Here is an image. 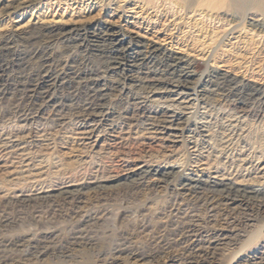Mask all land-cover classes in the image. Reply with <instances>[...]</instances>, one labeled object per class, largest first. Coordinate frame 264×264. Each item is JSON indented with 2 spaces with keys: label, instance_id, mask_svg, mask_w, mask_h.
Wrapping results in <instances>:
<instances>
[{
  "label": "rangeland",
  "instance_id": "374dc122",
  "mask_svg": "<svg viewBox=\"0 0 264 264\" xmlns=\"http://www.w3.org/2000/svg\"><path fill=\"white\" fill-rule=\"evenodd\" d=\"M198 1L181 7L169 0H37L12 12L7 7L15 0L0 1V64L6 65L0 86V264H249L261 250L264 206L182 188L179 179L219 178L264 191V109L256 101L243 111L218 97L185 99L170 88L144 91L106 73L78 40L68 39L75 34L71 30L113 23L160 51L187 58L193 85L211 90L209 73L229 71L264 90V30L249 19L264 16L261 2L250 10L246 1L211 10L200 9ZM51 29L59 36L48 33ZM30 33L52 55L66 46L75 51L50 67L56 94L65 96L64 110H37L39 101L25 85L33 59L26 68L14 65L15 51L31 48ZM88 68L102 73L112 93L100 120L77 109L82 100L77 75ZM166 108L182 112L177 122L155 118ZM229 127L234 130L227 135ZM145 164L174 175L167 181L130 177ZM63 189L71 192L61 194ZM23 193L34 197L21 201ZM256 230L260 235L249 241Z\"/></svg>",
  "mask_w": 264,
  "mask_h": 264
},
{
  "label": "bare ground",
  "instance_id": "6f19581e",
  "mask_svg": "<svg viewBox=\"0 0 264 264\" xmlns=\"http://www.w3.org/2000/svg\"><path fill=\"white\" fill-rule=\"evenodd\" d=\"M1 1V0H0ZM37 0H15L14 3H11L9 7H7V11H11L13 9H22L29 7L30 5L36 4ZM107 1V0H106ZM112 1V0H111ZM151 2L153 0H145V2ZM155 1V0H154ZM157 1V0H156ZM173 1L174 3L178 4L181 7H185L187 5H194L193 3L196 0H169ZM249 2V10L252 4L258 5L261 2L260 10H263L264 15V0H199L197 6L203 8L206 6L211 10H221L222 8L226 7L227 9H234L239 7L243 4V2ZM12 2V1H11ZM119 2V1H118ZM144 2V3H145ZM188 2V3H187ZM245 2V3H246ZM3 3V2H2ZM17 3V4H15ZM38 3V2H37ZM155 3V2H154ZM9 4V3H8ZM7 4V5H8ZM173 4V3H172ZM104 5V4H103ZM153 5V4H152ZM163 5V4H162ZM196 5V4H195ZM5 6V5H4ZM108 6V5H107ZM176 7V6H175ZM178 7V6H177ZM179 8V7H178ZM247 8V7H246ZM180 9V8H179ZM184 9V8H183ZM193 9V8H192ZM199 9V8H198ZM196 8V10H198ZM6 11V10H5ZM115 11V10H114ZM117 11V10H116ZM12 12V11H11ZM176 13V12H175ZM206 13V12H205ZM211 13V12H210ZM248 13V12H247ZM224 14V13H223ZM206 15V14H205ZM248 15V14H247ZM230 16V15H229ZM211 17V16H210ZM242 18V17H241ZM251 20V25L256 27L257 29L264 30V16L263 17H256V18H249ZM233 20V19H232ZM231 20V21H232ZM240 20V19H239ZM244 20V19H243ZM188 23V22H187ZM197 23V22H196ZM195 23V25H196ZM200 23V22H198ZM197 25H201L198 24ZM237 23V22H236ZM240 24V22H238ZM243 23V22H242ZM204 24V23H203ZM189 25H191L189 23ZM194 25V26H195ZM238 25V24H235ZM234 25V26H235ZM205 26V25H204ZM203 26V27H204ZM233 26V27H234ZM239 26V25H238ZM252 26V27H253ZM236 27V26H235ZM234 27V29H235ZM195 28V27H194ZM217 28V27H216ZM70 29V28H69ZM205 29V28H204ZM203 29V30H204ZM70 33H75L74 35H68V39H76L79 41V45L84 46L85 50L90 53V55L95 56L98 61L97 65L99 68L105 69L106 73H112V75H117L120 77V80L123 79V83L125 81H129L133 83L132 86L135 84L140 89L144 91L146 89H154L161 87L174 91L178 94L187 96L195 94L199 97V95H204L205 98L209 100L215 99L218 97L223 101H230L236 104V109L247 110L250 106L249 103L256 101L258 104L259 109H264V90L256 87L255 85L241 79H237L235 76L231 75L227 71L223 72H216L212 71L209 73V77L207 81L213 86V89L209 90L205 86H202L200 83L192 82V75L193 72L189 67V62L187 58L181 56V54H177L175 52H163L160 51L158 48L153 46V44H149L140 40L137 35L131 34L126 29L122 27L115 26L113 23H102L96 25H90L89 27H81L80 29L71 30ZM207 31V30H206ZM233 31V28H232ZM258 31V30H256ZM35 32V31H34ZM46 32V31H45ZM202 32V31H201ZM211 33L210 31H208ZM217 32V31H216ZM260 32V31H259ZM32 33V32H31ZM30 33V34H31ZM44 33V32H43ZM50 34H57L53 29L49 30ZM35 34V33H33ZM219 34V33H218ZM229 34V33H228ZM27 35V34H26ZM29 35V34H28ZM27 35V36H28ZM32 35V34H31ZM58 35V34H57ZM25 36V37H27ZM43 36V35H41ZM59 36V35H58ZM56 36V37H58ZM63 36V35H62ZM204 36V35H203ZM206 36V35H205ZM208 36V35H207ZM212 36V33H211ZM228 36V35H227ZM231 36V35H230ZM30 37V36H29ZM28 37V38H29ZM38 37L36 35H32L30 37L31 40V48L28 50L26 49H19L15 51V64L19 68H26L31 63L33 65V73L29 75L26 80L25 85H27L28 91H30L31 96L39 101L35 103L37 110H43L45 107H51L55 111L59 112L67 108V104L64 102V97H61L60 94L57 95L56 91L58 90V84H54V76L52 74V70L50 67L52 66L51 63L54 60H62L67 54L73 55L74 50L69 48L68 46L65 49H61V51L52 55V51L47 49L38 42ZM45 37V36H43ZM67 37V36H66ZM74 37V38H73ZM226 37V36H225ZM229 37V36H228ZM239 37V36H238ZM64 38V37H63ZM207 38V37H206ZM241 38V37H240ZM53 39V37H52ZM59 39V38H58ZM229 39V38H228ZM27 40V39H26ZM29 40V41H30ZM41 40V39H40ZM231 40V39H230ZM46 41V40H45ZM229 41V40H228ZM249 41V40H248ZM15 42V41H14ZM13 42V43H14ZM43 43V42H42ZM64 43V42H63ZM71 43V42H70ZM76 43V44H77ZM3 44V43H2ZM250 44V43H249ZM4 45V44H3ZM66 45V44H65ZM7 46V45H6ZM17 46V45H16ZM253 46V44H252ZM1 47V46H0ZM8 47V46H7ZM64 47V45H63ZM13 48V47H12ZM79 48V47H78ZM76 49V47H75ZM1 50V49H0ZM12 51V50H11ZM169 51V50H168ZM264 52V51H263ZM262 52V53H263ZM8 53V52H7ZM259 53V52H258ZM80 54V53H79ZM13 55V54H12ZM85 55V54H84ZM77 56V55H76ZM87 56V55H86ZM91 56V57H92ZM6 57V56H5ZM8 57V56H7ZM68 57V56H67ZM70 57V56H69ZM214 61V60H213ZM86 62V61H85ZM9 63V62H8ZM79 63V62H78ZM77 63V66H78ZM55 64V63H53ZM69 64V63H68ZM71 65V64H70ZM75 65V64H74ZM15 66V67H16ZM30 66V65H29ZM88 66V65H87ZM96 66V65H95ZM158 67L155 71L153 67ZM17 67V68H18ZM73 67V66H72ZM89 67V66H88ZM211 67V66H210ZM29 68V67H28ZM78 68V67H77ZM83 68V67H82ZM262 68V67H261ZM5 69L6 65L0 64V86L4 85L6 82L5 76ZM79 69V68H78ZM7 71V70H6ZM25 71V70H24ZM24 71H21L24 73ZM82 74L77 75V78L80 79V88H82V94L80 105L77 107L78 112L83 117L92 118H100V113L106 110V102L110 98L111 94L110 90L105 83V79L103 75H101L98 69H90L82 70ZM103 71V70H102ZM158 71V72H157ZM29 72V71H28ZM21 73V74H22ZM30 73V72H29ZM68 73V72H67ZM26 74V73H25ZM74 75V74H72ZM16 76V75H15ZM14 76V77H15ZM59 76V75H58ZM69 76V75H68ZM17 77V76H16ZM21 77V76H20ZM27 77V76H26ZM8 78V77H7ZM57 78V77H56ZM64 79V77H62ZM70 78V77H69ZM72 78V77H71ZM75 78V76H74ZM62 79V80H63ZM68 79V78H67ZM65 80V79H64ZM73 80V79H72ZM71 80V81H72ZM109 80V79H108ZM116 80V79H115ZM75 81V80H74ZM79 81V80H78ZM200 81V80H198ZM20 82V81H19ZM73 82V81H72ZM77 82V81H76ZM117 82V81H116ZM57 83V82H56ZM75 83V82H74ZM119 83V82H118ZM117 83V84H118ZM128 83V82H127ZM73 84V83H72ZM116 84V85H117ZM13 85V84H12ZM62 85V84H61ZM77 85V84H76ZM131 85V84H130ZM134 85V86H135ZM71 86V84H70ZM111 86V85H110ZM122 86V85H121ZM133 86V87H134ZM12 87V86H11ZM19 87V86H18ZM61 87V86H60ZM63 87V86H62ZM3 88V87H2ZM69 88V86L67 87ZM77 88V87H75ZM66 89V87H65ZM78 89V88H77ZM159 89V90H160ZM23 90V89H22ZM25 90V89H24ZM120 90V89H119ZM6 91V90H4ZM10 91V90H9ZM60 91V90H59ZM58 91V92H59ZM75 91V90H73ZM165 91V90H164ZM2 92V91H1ZM0 92V93H1ZM8 92V90H7ZM6 92V94H7ZM78 92V91H77ZM5 93V92H4ZM29 94V96H30ZM12 95V94H11ZM74 96V94H72ZM2 96V94H1ZM24 96V95H23ZM30 96V97H31ZM29 97V98H30ZM31 97V99H32ZM77 97V96H76ZM1 98V97H0ZM16 98V97H15ZM67 98V97H66ZM80 98V97H79ZM202 98V97H201ZM217 98V99H218ZM77 100V99H76ZM132 102H129L130 105L134 104L135 98L131 99ZM137 100V99H136ZM169 100V99H168ZM66 101V100H65ZM219 101V100H218ZM8 102V101H7ZM34 102V101H33ZM229 102V103H230ZM26 103V102H25ZM75 103V102H73ZM78 103V102H77ZM181 103V102H180ZM186 103V102H185ZM199 103V102H198ZM7 104V103H6ZM19 105V104H18ZM28 105V104H27ZM108 105V104H107ZM138 105V104H137ZM195 105V104H194ZM15 106V104H13ZM66 106V107H65ZM174 106V105H173ZM16 107V106H15ZM14 107V108H15ZM30 107V106H29ZM172 107V106H171ZM33 108V107H32ZM140 108V107H139ZM142 108V107H141ZM22 109V108H21ZM34 109V108H33ZM32 109V110H33ZM52 109V110H53ZM76 109V108H75ZM129 109V108H128ZM148 109V108H146ZM176 109V108H175ZM171 110L170 108H166L165 110H159L155 114V118H159V120L166 121V122H177L179 119V115L182 112H178L176 110ZM179 109V108H178ZM181 109V108H180ZM185 109V108H184ZM258 109V110H259ZM7 110V109H6ZM27 110V109H25ZM255 110V109H254ZM29 111V110H28ZM130 111V110H129ZM138 111V110H137ZM152 111V109H151ZM24 112V111H23ZM111 112V111H110ZM146 112V111H145ZM8 113V112H7ZM17 113V112H16ZM36 113V112H33ZM77 113V111H76ZM248 113V112H247ZM256 113V112H255ZM258 113V112H257ZM30 114V113H29ZM114 114V113H112ZM130 114V113H129ZM145 114V113H144ZM17 115V114H16ZM23 115V114H22ZM230 115V114H229ZM255 115V114H254ZM20 116V115H19ZM31 116V115H30ZM35 116V115H34ZM38 116V115H37ZM108 115L105 114L104 119H108L111 117H107ZM143 116V115H141ZM152 117V116H149ZM233 117V116H232ZM253 117V116H252ZM264 117V115H263ZM1 118V117H0ZM29 118V117H28ZM62 119V117H60ZM59 118V119H60ZM114 118V117H113ZM154 118V117H153ZM154 118V119H155ZM192 118V117H191ZM25 119V118H24ZM44 119V118H43ZM55 119V118H54ZM102 119V118H101ZM223 119V118H222ZM2 120V119H1ZM29 120V119H28ZM31 120V119H30ZM100 120V119H99ZM134 120V119H133ZM253 120V119H252ZM27 121V120H26ZM102 121V120H101ZM132 121V120H131ZM61 122V121H60ZM88 122V120H87ZM110 122V121H109ZM107 123V122H106ZM112 123V122H111ZM183 123V122H182ZM103 124V123H102ZM239 125V124H238ZM228 126V125H227ZM234 126V124H233ZM248 126V125H247ZM243 127V126H242ZM222 128V127H221ZM244 128V127H243ZM232 127L227 128L225 131L228 132L227 135L233 133ZM249 130V129H248ZM247 132V131H246ZM224 133V132H223ZM236 133V132H235ZM241 134V133H239ZM235 135V134H234ZM251 135V134H250ZM257 136V135H255ZM232 137V136H231ZM234 137V136H233ZM248 137V136H246ZM244 138V137H243ZM234 139V138H233ZM222 141V140H221ZM253 141V140H252ZM93 144V143H92ZM99 144V143H98ZM262 144V143H261ZM264 146V145H263ZM189 149V148H188ZM261 149V147H260ZM189 151V150H188ZM192 151V150H191ZM194 151V150H193ZM196 152V151H195ZM9 153V151H8ZM264 153V152H263ZM11 154V153H10ZM18 155V154H17ZM191 155V154H190ZM201 155V154H200ZM199 155V156H200ZM8 156V155H7ZM27 157V155H26ZM23 158V157H22ZM29 158V157H28ZM216 158V156H215ZM1 159V158H0ZM197 160V159H196ZM46 162V161H45ZM200 162V161H199ZM213 162V161H212ZM12 163V162H11ZM24 163V162H23ZM37 163V162H36ZM22 164V163H20ZM204 164V163H203ZM246 164V163H245ZM26 165V164H25ZM250 166V165H249ZM31 167V166H30ZM258 167V166H257ZM262 168L260 171H262ZM264 171H262L263 173ZM256 173V172H255ZM176 174V173H175ZM174 175V171L169 170L168 168H163L159 165L153 164H145L141 167L137 172H135L132 177L134 180H142L149 177H153L156 180L160 181H167ZM127 176V175H126ZM257 175L252 177L256 179ZM176 177V176H175ZM260 178L262 176H259ZM264 177V176H263ZM262 177V178H263ZM128 178V177H127ZM152 180V179H151ZM246 181V180H245ZM264 181V180H263ZM169 182V181H168ZM241 182V181H240ZM261 182V180H256V183ZM1 183V182H0ZM99 183V182H98ZM134 183V182H133ZM139 183V182H138ZM100 184V183H99ZM157 184V183H155ZM169 184V183H168ZM178 184V183H177ZM176 184V185H177ZM179 184L182 185V188H203L206 190H210L214 193H219L227 197L228 200H231V203L235 200H240L244 203L245 206L249 204H254L257 206H264V191H256L255 189L249 187L246 184L239 183V182H232L226 183L222 179H216L214 181L209 182H201L195 181L193 179H189L186 177H180ZM88 186V185H87ZM179 186V185H178ZM70 189V188H69ZM69 189H63L60 191L61 194H67L71 191ZM176 189V188H175ZM73 190V189H72ZM74 191V190H73ZM52 197L51 195H42L39 197ZM217 196V195H216ZM19 200L25 201L26 199H32L34 195L30 196L27 194L19 195ZM36 197V196H35ZM218 197V196H217ZM17 199V198H16ZM48 199V198H47ZM222 199V198H221ZM18 200V199H17ZM209 201V200H208ZM17 202V201H16ZM42 202V201H41ZM10 203V202H9ZM206 203V202H204ZM230 203V202H229ZM237 204V203H236ZM205 206V205H204ZM251 207V205H250ZM250 209V208H249ZM252 209V208H251ZM244 210H247L245 207ZM243 212V211H241ZM249 213V212H248ZM248 216V215H247ZM245 218V217H244ZM184 224V223H183ZM248 224V223H247ZM257 224V223H256ZM86 226V224H85ZM264 224H262L263 228ZM191 227V226H190ZM183 228V227H182ZM181 228V229H182ZM185 228V225H184ZM170 229V228H169ZM261 229V228H260ZM185 230V229H184ZM191 230V228H190ZM198 230V229H197ZM189 231V230H188ZM200 231V230H199ZM257 231V230H256ZM254 232V235L250 236L251 239L257 238L260 234ZM182 232V231H181ZM190 232V231H189ZM193 232V231H191ZM190 232V233H191ZM195 232H198L195 230ZM185 233V232H184ZM203 233V231H202ZM80 234V233H79ZM189 234V233H188ZM77 235V234H76ZM200 235V234H199ZM191 236V234H190ZM204 236V235H203ZM76 238V237H75ZM212 238V237H210ZM217 238V237H216ZM77 239V238H76ZM190 239V238H189ZM192 239V238H191ZM190 239V240H191ZM213 239V238H212ZM215 239V238H214ZM82 240V239H81ZM84 240V239H83ZM87 240V239H86ZM189 240V241H190ZM98 241V240H97ZM209 241V240H208ZM215 241V240H214ZM255 241V240H254ZM253 241V242H254ZM7 242V241H6ZM81 242V241H80ZM89 242V241H88ZM245 242V241H243ZM74 243V242H73ZM82 243V242H81ZM247 243V242H246ZM245 243V244H246ZM263 243V242H262ZM71 244V243H70ZM86 244V243H85ZM88 244V243H87ZM210 244V243H209ZM250 244V243H249ZM252 244V243H251ZM38 245V244H37ZM72 245V244H71ZM74 245V244H73ZM92 245V244H91ZM95 246V245H94ZM38 247V246H37ZM44 249H46V245H42ZM97 247V246H96ZM245 245L241 248H243ZM248 247V246H247ZM246 247V248H247ZM34 248V247H33ZM244 248V249H246ZM36 249V248H35ZM39 249V248H38ZM202 249V248H201ZM215 249V248H214ZM36 252V251H35ZM39 252V251H38ZM45 252V251H44ZM93 252V251H92ZM256 252V251H255ZM43 253V252H42ZM250 253V252H249ZM251 257V256H250ZM249 257V264H264V246H262L259 252L254 253V255L250 259ZM247 261V260H246Z\"/></svg>",
  "mask_w": 264,
  "mask_h": 264
}]
</instances>
